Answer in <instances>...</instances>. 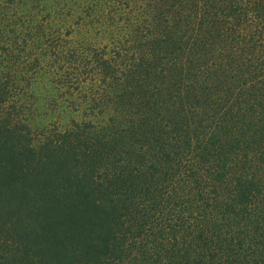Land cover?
Returning a JSON list of instances; mask_svg holds the SVG:
<instances>
[{"label": "trees", "instance_id": "obj_1", "mask_svg": "<svg viewBox=\"0 0 264 264\" xmlns=\"http://www.w3.org/2000/svg\"><path fill=\"white\" fill-rule=\"evenodd\" d=\"M15 52L98 100L35 143L2 66L0 264H264V0H0Z\"/></svg>", "mask_w": 264, "mask_h": 264}, {"label": "rangeland", "instance_id": "obj_2", "mask_svg": "<svg viewBox=\"0 0 264 264\" xmlns=\"http://www.w3.org/2000/svg\"><path fill=\"white\" fill-rule=\"evenodd\" d=\"M43 7L44 3H40ZM27 7L24 8V11ZM33 10H39L37 8ZM38 13L39 20H42L45 16V11L40 8ZM45 28V27H44ZM64 32V29H63ZM15 58L12 56L11 59H6L1 64L0 57V70L2 66L9 63H14L15 66L19 64V69L21 70L19 78L13 82V86L21 88V98L24 103H27L25 111L27 112V117L29 116V125L32 131L33 142L37 143L38 134L41 132L42 128H59L60 126H66L70 118L76 116L78 110L76 108L81 103H94L98 100L97 88L98 82L91 87V89H82L79 87V81L81 84L86 83V79L89 76H97L96 73H90L88 75L86 71H91V67H98L94 61V55L100 54V52H88L87 57L83 58V52H15ZM110 52H105L108 54ZM27 54V58L24 56V60L28 63L23 65L20 63L22 55ZM2 53H0V56ZM35 57H39L40 61L35 64ZM69 69L70 76L77 79H71L69 82H65L63 85L59 84L61 81L57 76V80L53 79L52 76H48L46 79V72L52 70L53 72L57 69L59 74L64 79V72ZM82 73L86 74H80ZM3 72H0V77L3 76ZM47 79L54 80L51 84H48L50 90L45 88V83ZM62 79V80H63ZM97 79V78H96ZM30 82V83H28ZM88 85V84H86ZM18 96V95H17ZM19 98V96H18ZM93 98L95 100H93ZM91 109V107H89ZM94 111L97 113L98 108L87 110V112ZM86 117L85 115H80ZM99 119L108 116V114L98 115ZM92 118V115H89ZM41 121V123H40ZM49 125H46V122ZM43 122V123H42ZM47 126V127H43Z\"/></svg>", "mask_w": 264, "mask_h": 264}]
</instances>
